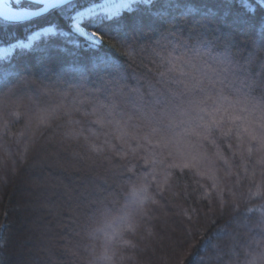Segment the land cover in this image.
I'll list each match as a JSON object with an SVG mask.
<instances>
[{"label": "trees", "instance_id": "16d2710c", "mask_svg": "<svg viewBox=\"0 0 264 264\" xmlns=\"http://www.w3.org/2000/svg\"><path fill=\"white\" fill-rule=\"evenodd\" d=\"M12 2L14 7L39 6L32 0H22L19 6ZM75 2L87 7L94 0ZM188 9L195 12L185 18ZM70 22L59 9L21 21L0 18V46L27 40L45 27L69 31L67 37H41L31 50H15L0 59V72L20 73L37 86L61 91L82 84L98 89L104 80L119 81L125 86L115 97L119 111L131 114L143 126L186 118L182 113L192 114L204 99L206 106H222L242 120L227 125L233 128L230 135L215 134L227 163L215 157L213 147L207 149L217 189L203 199L200 185L211 187L209 181L193 172L167 168L175 152L169 156L155 150L163 163L153 173L152 148H140L135 154L128 150L123 159L115 152L94 154L83 138L79 142L65 139V117L53 121V128L32 135L30 118L61 98L54 92L41 93L36 85L18 88L8 97L5 94L16 81L0 85V264H92L100 244L92 236L93 227L106 218L105 213L121 215L131 185L140 180L148 184L156 202L127 208L138 228L135 235L126 234L136 247L123 250L122 264H264V53L248 62L253 44L264 38V6L257 0H153L151 5H136L131 14L125 12L109 24L121 28L127 38L119 52L108 45L89 50ZM169 32L182 38L175 42L179 47L164 41L163 34ZM201 34L230 43L239 61L225 82L227 99H215L218 90L210 86L212 98L200 90L188 92L183 83L173 82L181 77L160 75L169 71L176 57L195 63V57L207 49L198 43ZM71 40L78 41L79 47ZM128 50L134 60L124 54ZM215 50L222 51L223 45ZM101 59L106 68L103 78L88 71ZM57 75L62 82H57ZM110 97V91L101 92L83 108L90 112L94 104H111ZM65 103H71V97ZM18 105L23 113L19 118L12 115ZM75 115L86 132L98 128L92 117ZM111 139L120 151V143ZM25 143L28 152L22 161ZM167 171L172 175L162 185L161 175ZM60 249L70 250V258L58 262L60 256H67Z\"/></svg>", "mask_w": 264, "mask_h": 264}, {"label": "snow or ice", "instance_id": "6c2138e0", "mask_svg": "<svg viewBox=\"0 0 264 264\" xmlns=\"http://www.w3.org/2000/svg\"><path fill=\"white\" fill-rule=\"evenodd\" d=\"M21 3L22 0H15V5L19 6ZM34 3L42 6L38 7V10H32L25 7H14L12 0H0V18L6 21H21L29 17H38L43 13H47L50 9H59L63 14L69 16L73 31L85 41L89 50L99 51L105 45H108L119 52L120 47L126 45L127 38L121 28L109 27V24L122 17L125 12L131 14L134 11V6L151 5L153 0H103V2H95L94 0L88 7H78L75 0H34ZM261 3H264V0H261ZM193 12H195V9H188L184 17L186 18ZM86 28L91 30L88 31ZM49 34H57L54 27H47L42 31L33 32L27 37V42L21 40L9 47L0 48V59L9 57L17 49L22 51L31 50L35 41H39L41 37H46ZM59 35L67 37L68 33L60 32ZM169 37L172 39L170 40ZM163 39L167 43H174L175 47H179L180 44L175 42L180 41L182 38L175 32H169L163 34ZM261 40L264 41V38ZM70 43L79 47L76 40H71ZM124 54L129 57L133 55L131 50L126 51ZM103 63L104 60L101 59L100 64L93 65L88 71L103 78L106 71V68L101 66ZM174 70L175 67L172 65L168 72H161L160 75L171 79L173 77L170 76V73ZM56 80L62 82L60 75L56 76ZM9 81H16V85L8 88L5 94L8 97L14 96L18 88H31L36 85L35 81L25 78L20 73L0 72V85ZM37 87L43 94L52 95L54 92L56 96L61 98L60 103L37 111V127H47L53 121L65 117L64 137L76 142L83 138L87 149L97 155L105 152H115L118 158L123 159L128 156V150L135 154L140 148L150 147L154 150L150 153L153 173L156 172V166L163 163V160L157 158L155 150H159L160 154L167 152L169 156H173V152H175V156L167 165V168L180 173L193 172L200 179L209 181L211 187L200 185L203 188V199H209L212 193L216 191L217 177L215 170L210 166L212 161L207 150L201 151L200 146L204 144L211 145L215 149V157L227 163V158L220 150L215 134L230 135L233 128L227 127V125H236L238 121L242 120L240 116L230 114L229 110L222 106L216 108L206 106L208 101L204 99L193 107L192 114L182 113L186 118H169L163 126L151 123L148 126H143L140 123H135L131 114L126 115L119 111L115 100L122 89L119 81L104 80L102 87L98 89L86 88L83 84L78 88L69 87L63 91L50 89L44 84ZM185 90L191 91L187 86H185ZM109 91L111 92V104L98 103L94 104L90 112L84 110L83 105L93 104L94 98H98L101 92L107 94ZM69 97H71V103H65ZM76 113H83L92 117L93 123L98 128H89L86 132L80 125L79 119L76 118ZM12 115L19 118V105ZM111 138H115L120 143V151H116V146L112 143ZM132 142H135V147H133ZM248 151L251 153L250 147ZM27 152L28 145L25 143L24 154L21 156L22 161L25 159ZM13 171L15 172V168ZM129 171H132V169H129ZM171 175L172 171L163 173L161 184L167 185ZM217 195H220V193H217ZM127 196L128 204L122 209L119 222L122 225H127L130 230L129 233L135 235L138 225L132 224V217L127 208L129 206L143 208L148 202L155 203L156 201L151 196L148 184L144 180L133 183ZM105 216L106 219L109 218L107 213H105ZM109 226H112L111 222H109ZM125 245L128 249L136 247L135 242L131 239H126Z\"/></svg>", "mask_w": 264, "mask_h": 264}, {"label": "clouds", "instance_id": "9594fccd", "mask_svg": "<svg viewBox=\"0 0 264 264\" xmlns=\"http://www.w3.org/2000/svg\"><path fill=\"white\" fill-rule=\"evenodd\" d=\"M197 39L198 43L206 45L207 49L195 57V63L191 60H185L183 56L176 57L175 62L172 63L175 67L172 73L175 76L181 77V79L173 80V82L183 83L192 93H195L197 90L207 92L208 98H212L210 88H214L219 93L215 99H227V97L223 96L224 88L227 86L225 82L239 67V61L231 52V44L221 41L219 37H209L204 34H201V37ZM219 45H223L222 51L215 50ZM262 53H264V41L260 40L253 44V48L248 54V62H254ZM129 59L134 60V57L130 56ZM187 78L195 79L196 83H191ZM120 85L121 88L125 87L122 84ZM21 115L23 113L20 111ZM33 122L34 128L32 135H36L37 130L53 128V122L47 127H37L36 114L30 118V123ZM41 134L43 135V132ZM20 135L22 136L24 133L21 132ZM210 146L204 144L200 147L201 150H207ZM119 216L113 215L108 219L103 218L100 223L93 227L92 236L94 239L99 240L100 244L95 249L92 264H122L126 259L123 250L126 248V234L130 230L127 225H121L119 223ZM109 222H111V227L109 226ZM132 224L137 225L133 218Z\"/></svg>", "mask_w": 264, "mask_h": 264}, {"label": "rangeland", "instance_id": "374dc122", "mask_svg": "<svg viewBox=\"0 0 264 264\" xmlns=\"http://www.w3.org/2000/svg\"><path fill=\"white\" fill-rule=\"evenodd\" d=\"M257 1H259V3H261V0H257ZM101 2H103V1H101ZM263 6H264V3H261ZM88 7V6H87ZM37 8V7H36ZM45 28H47V27H45ZM70 28H71V30L73 31V29H72V27H71V23H70ZM44 28H42L41 30H38V31H42ZM55 29V28H54ZM56 30V29H55ZM61 32H66V33H68L69 34V31H66V30H64V31H61ZM56 33L57 34H59L60 33V31H57L56 30ZM23 41H25V40H23ZM16 42H18V41H16ZM16 42H13V43H16ZM25 42H27V40L25 41ZM13 43H10V45L11 44H13ZM9 45V46H10ZM9 46H0V48H4V47H9ZM181 224V223H180ZM187 230V229H186ZM170 231V230H169ZM168 231V232H169ZM62 235V234H61ZM61 237V236H60ZM31 245V244H30ZM29 245V246H30ZM60 250H62V249H60ZM64 251H65V253L67 254L68 252H71L70 250H66V249H63ZM63 250H62V252H63ZM183 252H185V250L183 251ZM47 255V254H46ZM70 254H67V256H65V255H63V256H60L59 258H58V262H62L63 261V259H65V258H67V259H69L70 258ZM48 257L50 258V256L48 255ZM21 259H19L18 261H20ZM56 260V259H55ZM22 261V260H21ZM22 264H31L32 262H29V263H26L25 261H22L21 262ZM32 264H34V262L32 263Z\"/></svg>", "mask_w": 264, "mask_h": 264}, {"label": "water", "instance_id": "95a60500", "mask_svg": "<svg viewBox=\"0 0 264 264\" xmlns=\"http://www.w3.org/2000/svg\"><path fill=\"white\" fill-rule=\"evenodd\" d=\"M32 1H34V0H32ZM41 6H42V5H39V7H41ZM30 9H32V10H38V7H37V8H30ZM50 10H51V9H50ZM50 10H49V11H50ZM41 15H42V14H41ZM27 19H31V17H29V18H27ZM27 19H26V20H27Z\"/></svg>", "mask_w": 264, "mask_h": 264}]
</instances>
